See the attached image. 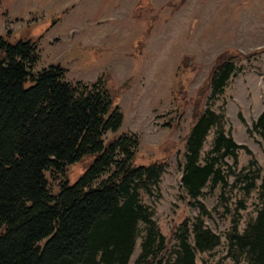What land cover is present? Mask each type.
<instances>
[{
  "label": "trees",
  "instance_id": "trees-1",
  "mask_svg": "<svg viewBox=\"0 0 264 264\" xmlns=\"http://www.w3.org/2000/svg\"><path fill=\"white\" fill-rule=\"evenodd\" d=\"M35 45L0 36V264H129L139 224L144 229L133 264H196L197 254L217 247L220 238L199 219H184L169 248L145 202L158 198L164 164L134 165L138 137L133 133L106 140L122 116L102 79L71 83L59 65L34 70ZM233 74L232 59L211 70L209 101L222 94ZM218 120L205 108L186 137L179 186L191 202L204 188L226 185L233 173L225 159L236 166L237 151L248 153L221 129L200 159L202 143ZM246 130L264 140V110ZM84 157L89 162L71 179L69 165ZM247 164L234 183L240 180L246 194L257 190L263 196L254 218L240 232L233 224L225 234V258L264 264V168L253 159Z\"/></svg>",
  "mask_w": 264,
  "mask_h": 264
},
{
  "label": "rangeland",
  "instance_id": "rangeland-1",
  "mask_svg": "<svg viewBox=\"0 0 264 264\" xmlns=\"http://www.w3.org/2000/svg\"><path fill=\"white\" fill-rule=\"evenodd\" d=\"M3 35L11 43H36L34 70L59 65L71 83L102 79L122 116L119 129L104 138L133 133L134 165L165 166L158 198L145 202L169 248L180 222L199 219L220 244L197 254L196 264H234L225 258V234L233 224L240 232L263 196L257 190L246 194L234 178L246 174L250 159L264 168V140L246 130L264 110V0H0ZM227 59L234 74L209 101L210 72ZM205 108L219 120L202 143L200 159L221 129L249 154L238 150L236 166L225 159L234 176L223 187L204 188L191 202L180 190V165L189 128ZM89 160L69 165L70 178ZM138 228L129 264L143 234V225Z\"/></svg>",
  "mask_w": 264,
  "mask_h": 264
}]
</instances>
